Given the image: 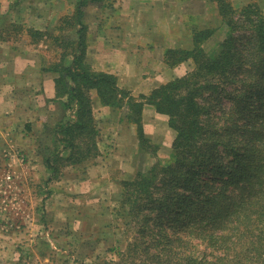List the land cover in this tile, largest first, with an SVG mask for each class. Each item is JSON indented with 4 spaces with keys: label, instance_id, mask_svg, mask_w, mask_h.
Wrapping results in <instances>:
<instances>
[{
    "label": "trees",
    "instance_id": "obj_1",
    "mask_svg": "<svg viewBox=\"0 0 264 264\" xmlns=\"http://www.w3.org/2000/svg\"><path fill=\"white\" fill-rule=\"evenodd\" d=\"M102 1L78 0L73 13L60 17L50 31L12 23L0 34L14 42L24 33L36 46L47 41L42 71L55 75L53 101L61 114L38 138L44 183L98 157L96 100L119 110L135 127L138 149L155 158L147 170L119 183L118 210L127 240L122 251L109 248L117 251L118 262L264 264L261 10L253 3L237 10L229 0H210L228 28L218 50L208 53L202 47L210 29L194 30L191 49L168 48L164 54L167 66L190 61L191 69L147 95L133 96L118 86L115 75L94 70L86 60L83 8ZM145 105L165 116L175 134L168 159L156 158L158 147L145 134Z\"/></svg>",
    "mask_w": 264,
    "mask_h": 264
},
{
    "label": "crops",
    "instance_id": "obj_2",
    "mask_svg": "<svg viewBox=\"0 0 264 264\" xmlns=\"http://www.w3.org/2000/svg\"><path fill=\"white\" fill-rule=\"evenodd\" d=\"M77 1L50 0L52 13L60 12L54 11V5L59 3L61 10L68 5L71 9L60 16H56L57 13L44 16L22 8V0L17 6H13L15 2L12 0H0L2 14L11 15L19 11L21 15L0 16V34L3 36L5 27L12 23L50 31L60 17L73 13ZM172 1L175 5H171ZM187 1L109 0L111 5L105 7L110 8L105 9L106 15L102 7L89 3L83 8L82 17L87 27V61L94 70L115 75L118 86L133 96L147 95L160 84L185 75L191 69V62L169 67L164 63V54L168 48L188 50L193 47L192 33L196 29L197 18L190 20L192 16L172 13L176 8L180 11ZM39 2L44 3L45 0H35V3ZM197 2L194 0L195 4ZM93 6L96 12L92 13L89 9ZM40 46L42 44H29L24 33L14 42L0 37L1 182L6 174L12 175L11 182L4 183L6 188L0 190L3 194L0 197V264H77L66 250L62 253L56 251L59 239L54 235L55 230L70 227L67 219L70 212L82 213L83 210L73 206L58 208L56 185L64 186L69 193L74 186L78 193L89 196L93 194V188L101 190L103 183L114 181L115 172L127 166L132 150L137 149L131 125L115 123L107 128L102 126L98 157L78 168H67L60 181L48 183L43 190L38 187L47 175L41 158L36 154L37 143L43 126L55 122L59 116L57 103L53 101L55 75L42 71ZM186 64L188 67L182 68ZM95 106L99 113L108 111L97 102ZM97 114L98 122L102 121ZM142 117L145 134L150 137L152 131L146 129L153 127L147 118L152 120L165 116L145 105ZM110 131L112 135L109 137ZM60 213H64L63 218L59 217ZM67 241L74 246L76 244L74 240Z\"/></svg>",
    "mask_w": 264,
    "mask_h": 264
},
{
    "label": "rangeland",
    "instance_id": "obj_3",
    "mask_svg": "<svg viewBox=\"0 0 264 264\" xmlns=\"http://www.w3.org/2000/svg\"><path fill=\"white\" fill-rule=\"evenodd\" d=\"M16 2V0H12ZM17 5L21 0H17ZM233 6L240 10L242 7H244L247 4L253 3L259 9L261 10L262 14L264 15V0H229ZM23 6L22 8L28 9V11H32L33 14H43L44 16H51L56 14V16H60L63 13H66L67 11H70L71 6L68 5L65 7L64 10H61L60 3L58 5H54V11L60 10V12H54L53 5L50 3V0H45L44 3H35V0H22ZM14 3V6H17ZM92 5H95L97 7L103 8V14H108L105 9L106 6L111 5L109 3V0H103L99 3H92ZM171 5H175L174 2H171ZM93 6L92 9H89L93 12H96V9ZM174 9V8H173ZM16 10V9H15ZM17 10L18 7H17ZM84 11V9H83ZM172 11V10H171ZM181 12V13H180ZM172 13L176 16H192L190 20L197 18V21L195 22L196 29L194 30H204V29H210L212 31V35L209 37L208 40H206L202 47L204 50L208 53H214L218 50L219 43L226 37L228 33L227 26L223 23L222 19L217 13L216 4L211 2L210 0H198V2L195 4L194 0L187 1L182 8H176L172 11ZM7 16H21L20 12L14 14V12L11 15ZM66 16V15H65ZM91 16V15H90ZM194 16V17H193ZM193 23V22H192ZM194 24V23H193ZM193 30V31H194ZM64 35L66 36H74V31H65ZM47 42V41H46ZM42 42V46H40L39 53H41V56L45 54L43 52L45 48H47V43ZM40 45V44H39ZM43 50V51H42ZM51 56H54V52L50 53ZM50 56V57H51ZM45 57V55H44ZM51 59H54L51 57ZM87 60V59H86ZM187 64L182 68H187ZM190 67H192L190 65ZM187 70L186 72H188ZM183 72V70H182ZM95 100V99H94ZM97 101L95 100V103ZM57 112L60 115L61 110L59 105L57 104ZM108 109L107 113L98 112L96 106H94L95 115L98 113L102 117V121L98 122V128L99 131L103 128L102 126H105L107 128L108 125H112L115 123H118V125H121V123H124V125L128 124L125 119H122L121 112L118 110H113L111 108ZM97 114V115H98ZM58 116V115H57ZM59 117V116H58ZM157 118V119H156ZM152 120H149L150 117L147 118V122L149 124H152V129H146L152 131L150 136V140L152 143H154L157 147V154L156 158H160L162 160L168 159L171 152V143L174 138V132L169 129L167 125V119L166 117H156ZM104 119V120H103ZM98 121V119H97ZM126 122V123H125ZM101 124V126H100ZM131 125V124H129ZM101 128H100V127ZM120 127V126H119ZM131 127L134 130L135 133V127L131 125ZM112 131V130H111ZM110 131L109 137L112 135V132ZM111 134V135H110ZM114 135V134H113ZM118 136H116L117 138ZM136 138V134H135ZM99 141V140H98ZM137 144V139H136ZM131 153V150H128ZM129 155V154H127ZM132 158L126 156V158H130L129 163L124 169L117 170L115 172V178L114 181L107 182L106 184L103 183V189H92L91 195L88 196V194L81 195V193H78L76 191V187L72 186L73 191L69 193V190L67 188L65 189L62 185H56L57 192L59 191V199L58 202H56V205H58V208L63 207H70L73 206L74 208L82 207L80 212H76L69 214L68 220L70 222V227H63L62 229L55 230L54 236L57 237L58 243L56 251L58 253H62L63 250H66V253L71 254V259L74 260L75 263H83L84 260L86 261V264H122L121 262H118V259L116 257L117 251H122L125 248L127 237L123 234V225L122 220L120 219L119 214V197L121 193V186L120 181L124 179H129L135 175L137 171H145L147 170L154 162L155 158L147 153L140 151L138 149L132 150ZM0 167V172H1ZM124 170V171H122ZM68 170L66 169L64 172L66 173ZM62 175L61 179L63 178L64 174ZM61 179L57 180L60 181ZM74 181V180H73ZM72 181V184L75 182ZM66 183V182H65ZM64 183V184H65ZM7 185V184H6ZM6 185L4 182H1L0 180V190H4L6 188ZM67 186L70 185V183L66 184ZM76 185V184H75ZM48 185L42 181L38 187L43 190ZM71 189V190H72ZM75 189V190H74ZM56 190V189H55ZM91 190V189H90ZM94 190L95 193H94ZM91 192V191H90ZM67 195V196H66ZM3 194L0 193V197L2 198ZM0 198V199H1ZM72 207V208H73ZM14 216H16L14 212ZM64 213H60L59 217L63 218ZM18 219V217H16ZM72 224V225H71ZM74 226V229L72 227ZM67 240H74L76 243L75 246L67 241ZM110 247H117V251H109ZM70 250V251H69Z\"/></svg>",
    "mask_w": 264,
    "mask_h": 264
},
{
    "label": "built area",
    "instance_id": "obj_4",
    "mask_svg": "<svg viewBox=\"0 0 264 264\" xmlns=\"http://www.w3.org/2000/svg\"><path fill=\"white\" fill-rule=\"evenodd\" d=\"M3 180L5 181V182L3 181L4 183L9 184L11 182V180H12V175L11 174H6L3 177Z\"/></svg>",
    "mask_w": 264,
    "mask_h": 264
}]
</instances>
